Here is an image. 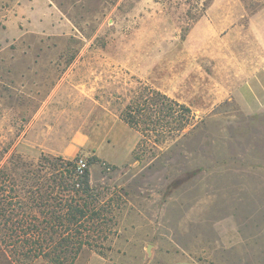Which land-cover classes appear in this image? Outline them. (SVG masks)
I'll list each match as a JSON object with an SVG mask.
<instances>
[{"label":"rangeland","instance_id":"374dc122","mask_svg":"<svg viewBox=\"0 0 264 264\" xmlns=\"http://www.w3.org/2000/svg\"><path fill=\"white\" fill-rule=\"evenodd\" d=\"M203 2L0 0L1 186L55 174L43 157L86 163L104 232L75 264H264V109L218 100L264 0H214L194 23ZM150 90L197 125L178 138L174 112L152 139L165 153L136 161L122 114Z\"/></svg>","mask_w":264,"mask_h":264},{"label":"trees","instance_id":"16d2710c","mask_svg":"<svg viewBox=\"0 0 264 264\" xmlns=\"http://www.w3.org/2000/svg\"><path fill=\"white\" fill-rule=\"evenodd\" d=\"M213 1L204 0L194 14L188 12L192 22L199 21ZM148 94L134 97L122 114L123 120L142 135L136 161L148 154L158 157L165 153L164 144H154V148L152 139L165 137L166 123L174 119V112L178 113V138L187 137V130L197 125L189 107L154 90ZM40 162L54 166L57 173L33 171L32 176L24 177L29 182L20 190L12 187L7 191L1 186L5 178L0 172L1 245L16 264L38 259L47 264H75L84 247H99L93 240L104 232L99 196L91 186L88 166L80 171L78 159L62 162L43 157Z\"/></svg>","mask_w":264,"mask_h":264},{"label":"crops","instance_id":"0c3cea01","mask_svg":"<svg viewBox=\"0 0 264 264\" xmlns=\"http://www.w3.org/2000/svg\"><path fill=\"white\" fill-rule=\"evenodd\" d=\"M31 2V0H29ZM219 1V0H217ZM242 42L248 46V58L246 63L236 70H227L228 84L226 95L219 96L218 100L226 99L229 92H235L251 112L264 109V8L251 18L246 30L240 33ZM233 36L231 38L235 39ZM229 74L231 79L229 80ZM233 74V75H232ZM236 76V77H235ZM5 263L9 261L8 254L3 251ZM100 259L99 256H95ZM173 264H199L194 261H178Z\"/></svg>","mask_w":264,"mask_h":264},{"label":"built area","instance_id":"2783aa9c","mask_svg":"<svg viewBox=\"0 0 264 264\" xmlns=\"http://www.w3.org/2000/svg\"><path fill=\"white\" fill-rule=\"evenodd\" d=\"M85 168H87L86 163H84L83 161L79 162V170L83 171Z\"/></svg>","mask_w":264,"mask_h":264}]
</instances>
